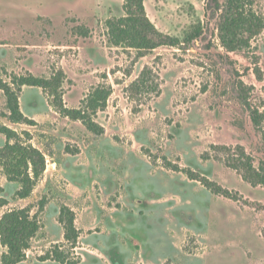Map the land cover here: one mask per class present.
<instances>
[{
	"label": "rangeland",
	"instance_id": "1",
	"mask_svg": "<svg viewBox=\"0 0 264 264\" xmlns=\"http://www.w3.org/2000/svg\"><path fill=\"white\" fill-rule=\"evenodd\" d=\"M127 3L0 0V79L63 70V100L75 111L63 113L50 89L25 85L21 110L35 122H14L0 88V125L46 156L26 199L0 156V220L31 205L41 225L18 264H61L40 257L70 247L64 206L81 232L80 264H264V184L245 178L247 163L264 166V118L256 127L236 90L238 79L252 87L248 102L264 113V28L231 51L223 11L211 16L206 0H144L161 31L183 39L200 23L203 34L140 57L109 41L107 21L125 17ZM246 7L264 18V0ZM7 141L0 132V148ZM7 251L0 235V264Z\"/></svg>",
	"mask_w": 264,
	"mask_h": 264
},
{
	"label": "trees",
	"instance_id": "2",
	"mask_svg": "<svg viewBox=\"0 0 264 264\" xmlns=\"http://www.w3.org/2000/svg\"><path fill=\"white\" fill-rule=\"evenodd\" d=\"M127 15L120 19L109 18L107 27L109 30V41L115 46L132 47L139 50L138 56H144L148 51H153L162 45L180 46L185 44L190 46L203 34V26L194 24L188 30L183 39L165 33L158 29L149 18L144 0H126ZM207 11L212 12L211 16L223 11L225 19L222 22L221 40L231 51L244 46H249L251 35L259 34L264 28V18L246 7L247 0H206ZM129 4V5H128ZM222 19V17H221ZM259 80H262L263 73L257 68ZM65 80V73L59 70L51 78H44L28 74L14 78L13 85L0 79V88L8 97V107L10 116L14 122H28L34 124V120L27 117L21 110L20 93L23 86H36L44 90H49L55 97V103L63 113L71 114L75 111L68 109L63 100L62 83ZM238 96L247 103L250 108V115L256 127H261L264 113L259 109H252L248 102V95L252 87H248L244 81H237ZM0 132L7 137L4 148H0V156L4 152L6 160L4 169L8 180L16 181L21 187L16 191L19 198H28L34 192L35 186L46 170V156L33 145H24L21 142L17 131L0 125ZM28 133V132H27ZM29 134V133H28ZM12 140L14 142L12 143ZM245 178L252 183L264 184V166L255 169L250 163L246 164ZM178 167H176L177 169ZM190 178L198 179L189 169L185 170ZM210 186L206 179H202ZM6 202V201H4ZM45 198L40 201V209L45 207ZM33 207L28 205L22 208L11 209L4 213L0 220L1 241L8 251L4 253L3 264H18L27 258V250L32 246V240L39 232L41 225L35 215H32ZM76 214L68 206L61 209L59 221L65 229V239L70 244L69 249H65L63 244H57L53 250L48 251L40 257L41 261L54 260L61 264H80V254L77 252V245L80 239V230L77 228Z\"/></svg>",
	"mask_w": 264,
	"mask_h": 264
},
{
	"label": "crops",
	"instance_id": "3",
	"mask_svg": "<svg viewBox=\"0 0 264 264\" xmlns=\"http://www.w3.org/2000/svg\"><path fill=\"white\" fill-rule=\"evenodd\" d=\"M24 199H26V198H24Z\"/></svg>",
	"mask_w": 264,
	"mask_h": 264
}]
</instances>
